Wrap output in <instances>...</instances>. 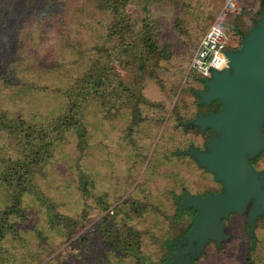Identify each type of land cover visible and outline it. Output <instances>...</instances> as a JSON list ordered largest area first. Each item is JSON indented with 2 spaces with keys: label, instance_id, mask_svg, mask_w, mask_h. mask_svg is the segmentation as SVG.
<instances>
[{
  "label": "rangeland",
  "instance_id": "374dc122",
  "mask_svg": "<svg viewBox=\"0 0 264 264\" xmlns=\"http://www.w3.org/2000/svg\"><path fill=\"white\" fill-rule=\"evenodd\" d=\"M227 1L0 0V115L24 126L76 123L27 178L24 217L0 242V264H167L176 252L166 243L176 250L193 224L189 212L176 217L182 194L220 191L182 154L212 135L187 126L215 108L199 104L193 58L215 24L238 49L264 4L234 0L230 13ZM8 141L0 138V172L17 157ZM255 166L264 169V153ZM7 187L0 214L11 205ZM223 225L229 239L206 244L194 264H264L263 218L253 243L245 215Z\"/></svg>",
  "mask_w": 264,
  "mask_h": 264
},
{
  "label": "water",
  "instance_id": "95a60500",
  "mask_svg": "<svg viewBox=\"0 0 264 264\" xmlns=\"http://www.w3.org/2000/svg\"><path fill=\"white\" fill-rule=\"evenodd\" d=\"M228 67L212 72L197 95L201 106L217 103L216 113H199L191 125L212 136L203 151L190 147L182 153L222 185L218 194L204 197L185 194L180 210L196 215L186 236L174 243L176 253L167 264L185 258L188 264L209 242L218 249L229 239L223 221L230 216H246L247 236L253 238L258 218H264V171L250 164L264 151V15L243 38L239 48L226 53ZM187 243L181 248V244Z\"/></svg>",
  "mask_w": 264,
  "mask_h": 264
},
{
  "label": "trees",
  "instance_id": "16d2710c",
  "mask_svg": "<svg viewBox=\"0 0 264 264\" xmlns=\"http://www.w3.org/2000/svg\"><path fill=\"white\" fill-rule=\"evenodd\" d=\"M102 1L104 0H99V2ZM263 15L264 5H261L258 16L261 18ZM145 47L150 53L156 49V46L153 43H148ZM199 78L204 89V80L201 77ZM211 106H215V108L212 110L213 112L219 109L217 103H213ZM58 121L54 122L53 125L49 124L47 126L38 127L30 123H26V126H24V123L22 122L7 119L4 115H0V138H6L9 140L8 145L14 147L15 156H17L14 158V160L9 157L7 161H5L7 163L9 162V164L5 167H2L0 172V185L3 183H8V190L5 189V193L7 195H11V205L9 206L8 211L0 214V242L5 239L7 233H15V227L12 221L22 220L24 217L22 210L23 197L30 194L29 189L27 188V178L30 179L36 167H38L37 165H39L40 162L42 163L49 156V150L54 145L59 144L64 131H74V125H76V123H74V118L72 115H70L68 118L66 117L65 121ZM187 126L189 128H195L190 122ZM49 129L54 132V135L48 131ZM82 190L86 191L85 188H82ZM186 212L191 213L194 220L196 213L191 209L181 211L177 208L176 217H179ZM191 227L192 224L189 226V229ZM130 238L134 239L132 237ZM250 241L251 243L254 242L253 239ZM166 246L169 252L175 251L174 247L172 246V242L166 243ZM131 249H133V244L131 242H126L125 240L124 252H131ZM253 252L254 250L252 245L250 249H248V253L246 255V260L248 262L251 261L250 259L253 256Z\"/></svg>",
  "mask_w": 264,
  "mask_h": 264
},
{
  "label": "built area",
  "instance_id": "2783aa9c",
  "mask_svg": "<svg viewBox=\"0 0 264 264\" xmlns=\"http://www.w3.org/2000/svg\"><path fill=\"white\" fill-rule=\"evenodd\" d=\"M230 13H238L239 9L234 0L226 2ZM230 35L220 25H213L205 34L195 54L191 69L204 81L209 79L212 72H221L228 67L226 53L229 50Z\"/></svg>",
  "mask_w": 264,
  "mask_h": 264
},
{
  "label": "flooded vegetation",
  "instance_id": "af4514ba",
  "mask_svg": "<svg viewBox=\"0 0 264 264\" xmlns=\"http://www.w3.org/2000/svg\"><path fill=\"white\" fill-rule=\"evenodd\" d=\"M264 5V4H263ZM219 110V109H218ZM217 110V111H218ZM217 111H215V112H213V113H216ZM207 114H209V113H207ZM200 132V131H199ZM211 132V131H210ZM206 133V132H205ZM204 133V134H205ZM212 133V132H211ZM201 134V133H200ZM203 134V135H204ZM202 135V134H201ZM213 135V134H212ZM211 135V136H212ZM211 138V137H210ZM191 147H193V146H191ZM190 148V147H189ZM195 148V147H194ZM204 148H205V145H204V147H203V149H199V148H197L198 150H200V151H203L204 150ZM264 153V151L263 152H261L254 160H251L250 161V164H251V166L253 167V170L254 171H256V172H261V171H264V169H257V167L255 166V163H256V161L258 160V158L262 155ZM219 186H220V191H218V192H214V193H206L205 194V196L207 195V194H212V195H215V194H218V193H220L221 191H222V185L220 184V183H218V182H216ZM186 194V193H185ZM185 194H182V195H185ZM202 197H204V196H202ZM186 245H187V243H183V244H181V248H184V247H186ZM175 252H176V250H175ZM189 256V253H186L183 257H182V259L181 260H178V261H176V262H174L173 264H188V261H186L185 260V258L186 257H188Z\"/></svg>",
  "mask_w": 264,
  "mask_h": 264
}]
</instances>
